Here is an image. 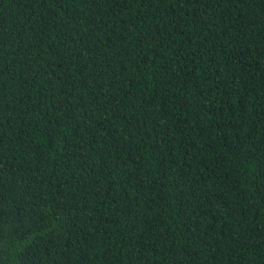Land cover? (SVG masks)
<instances>
[{
    "label": "trees",
    "instance_id": "16d2710c",
    "mask_svg": "<svg viewBox=\"0 0 264 264\" xmlns=\"http://www.w3.org/2000/svg\"><path fill=\"white\" fill-rule=\"evenodd\" d=\"M0 264H264V0H0Z\"/></svg>",
    "mask_w": 264,
    "mask_h": 264
}]
</instances>
